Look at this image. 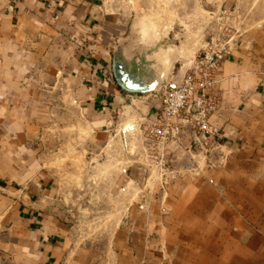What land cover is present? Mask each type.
I'll return each instance as SVG.
<instances>
[{"label":"crops","instance_id":"crops-1","mask_svg":"<svg viewBox=\"0 0 264 264\" xmlns=\"http://www.w3.org/2000/svg\"><path fill=\"white\" fill-rule=\"evenodd\" d=\"M149 1L0 0V244L14 264H264V0H156L233 14L235 47L210 92L219 136L204 151L190 130L170 144L158 196L109 241L78 231L71 203L93 177L67 167L73 140L99 149L114 139L121 104L140 100L144 119L161 113L156 93L118 88L113 54L146 56L174 86L206 39L187 63L148 54L151 31L134 19ZM114 173L95 177L112 180L111 194Z\"/></svg>","mask_w":264,"mask_h":264},{"label":"rangeland","instance_id":"rangeland-1","mask_svg":"<svg viewBox=\"0 0 264 264\" xmlns=\"http://www.w3.org/2000/svg\"><path fill=\"white\" fill-rule=\"evenodd\" d=\"M212 12L215 11L194 9L190 2L151 0L147 11L140 13V16H137L139 19L135 18L134 21L138 20L137 22L143 24V29L151 31L147 43L148 54L157 52L163 57L162 50H165L174 59L179 55V62L187 63L194 49L200 45L201 39L217 33L220 28V23L211 16ZM136 58L137 56H130L127 60ZM138 101L121 104L114 115L113 129L116 137L106 138L101 148H96L92 143L85 146L81 137L73 140V157L71 162L66 164L67 167L71 174L88 173L93 178L87 181L89 187L85 189V193L73 197L71 204L79 206L75 208L73 205L72 216L82 219L81 223L77 224L78 231H82L83 236H89L90 240L97 238L103 243L109 241L115 224L128 217L131 211L137 210L141 204L158 196L155 188L164 174L163 168L162 165L152 163L151 146L145 141L142 130L145 105ZM129 123L136 124V129L132 132L130 154L127 153L122 139V130ZM77 141L78 144L75 145ZM163 165L167 170L166 162H163ZM112 171L114 174H120V180L111 194L112 180L95 177L100 174H112ZM96 184L100 185L99 190L105 188L108 194L91 197L89 192L95 190ZM12 253L10 248L0 244V264H14Z\"/></svg>","mask_w":264,"mask_h":264},{"label":"built area","instance_id":"built-area-1","mask_svg":"<svg viewBox=\"0 0 264 264\" xmlns=\"http://www.w3.org/2000/svg\"><path fill=\"white\" fill-rule=\"evenodd\" d=\"M220 23L217 33L205 39L191 69L179 84H163L155 93L161 106L156 119H144L142 124L145 141L151 146L152 163L166 168L165 154L170 144L177 143L185 130H190L201 151L203 142L219 136V129L210 123L216 112L211 98L215 74L221 63L235 47V35L230 23L233 14L219 10L210 13Z\"/></svg>","mask_w":264,"mask_h":264},{"label":"water","instance_id":"water-1","mask_svg":"<svg viewBox=\"0 0 264 264\" xmlns=\"http://www.w3.org/2000/svg\"><path fill=\"white\" fill-rule=\"evenodd\" d=\"M111 72L118 88L131 95H149L155 93L162 85V75L156 73L152 64L142 55L134 60H127L122 52H115L112 56ZM135 123H129L122 130L124 147L130 154L132 132Z\"/></svg>","mask_w":264,"mask_h":264}]
</instances>
